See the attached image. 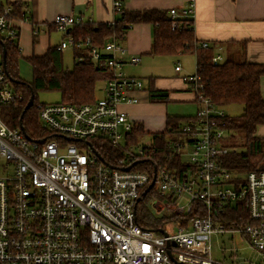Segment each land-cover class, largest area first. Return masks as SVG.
<instances>
[{"label": "built area", "instance_id": "1", "mask_svg": "<svg viewBox=\"0 0 264 264\" xmlns=\"http://www.w3.org/2000/svg\"><path fill=\"white\" fill-rule=\"evenodd\" d=\"M177 1L168 10L171 29L194 32L197 0ZM112 7L117 18L109 26L123 14L124 0ZM2 8L0 39L20 49L15 22H30V16ZM51 24L66 36L59 51L82 50L105 68L104 95L85 104L38 102L39 132L32 137L4 119L23 95L0 55V264H264V169L258 170L264 160L243 176L226 167L225 157L237 148L225 144L227 115L204 95L201 76L182 77L200 108L171 132L164 150L153 139L142 143L145 135L134 141L135 122L121 106L138 104L137 94L146 91L142 79L125 72L140 56L114 35L103 47L90 38L76 43L67 34L86 24L77 16L60 14ZM224 59L218 53L212 63ZM105 143L112 151L101 152ZM154 178L147 196L153 192L161 216L177 219L163 233L137 222L138 204ZM237 204L247 209L249 222L229 226L222 216ZM193 209L197 215L188 220ZM223 234L231 235L233 247L215 258L211 239Z\"/></svg>", "mask_w": 264, "mask_h": 264}, {"label": "trees", "instance_id": "2", "mask_svg": "<svg viewBox=\"0 0 264 264\" xmlns=\"http://www.w3.org/2000/svg\"><path fill=\"white\" fill-rule=\"evenodd\" d=\"M16 11L22 6L13 5ZM0 4V13L3 10ZM168 11L143 10L123 11L114 26L107 23L74 26L67 34L76 43L90 38L95 45L103 47L114 35L124 39L129 29L135 24L150 23L154 26L151 54L156 56H176L192 54L196 59L197 73L201 76L203 93L218 107L224 108L239 104L243 106V113L239 116H226L225 126L228 134L239 133L242 147L234 150L225 157L224 164L236 176H243L257 169L259 161L264 160V137L257 135V130L264 125V97L261 91V79L264 76V65L247 61L244 48L242 50H227L223 63L213 65L212 59L216 55L215 49L196 48L197 41L194 32L188 31L181 25L172 30ZM3 41L0 39V55L3 54ZM210 44V43H209ZM6 47L5 68L9 80L16 90L23 95V99L7 108L4 119L12 128L24 127L27 134L34 137L39 132V114L36 105L38 90H58L62 95L61 103L85 104L95 101L97 82L107 78V72L101 64L92 62L85 52L74 49V65L72 69H64L63 55L58 47H51L41 56L28 59L33 70V82H25L19 74V61L22 58L20 49L16 45ZM81 58V61H78ZM150 90L152 101L167 100V94L157 90ZM35 96L34 106L24 113V109L31 98ZM192 117V116H191ZM191 117L168 116L166 131L153 135L155 145L164 150L168 144L171 132L178 128L182 121ZM141 135H146L143 127L135 123L132 133L134 141ZM170 136V138H169ZM169 138V139H168ZM235 147V145H232ZM98 148V147H97ZM107 151H112L109 144L103 145ZM100 150V149H99ZM144 169V166H138ZM153 169V168H152ZM153 192L146 196L137 207V222L143 228L156 232L163 229L167 222L177 221L173 216L156 217L151 214L144 203L152 198ZM223 214V221L231 226H242L249 222L247 209L241 204L229 207ZM198 209L188 215V220L197 215Z\"/></svg>", "mask_w": 264, "mask_h": 264}, {"label": "crops", "instance_id": "3", "mask_svg": "<svg viewBox=\"0 0 264 264\" xmlns=\"http://www.w3.org/2000/svg\"><path fill=\"white\" fill-rule=\"evenodd\" d=\"M112 1L0 0V4L22 6L30 16V22H15L20 33V49L22 46L20 52L28 61L32 56L44 55L49 48L58 47L64 41L66 36L51 24L57 15H74L93 25L108 23L117 18L113 13ZM178 5L177 0H124V10L129 12L150 9L168 11ZM34 26L39 30L38 35L34 34ZM194 28L195 39L210 43L216 54L221 53L225 56L228 49L244 48L249 63L264 65V0H197ZM153 33L152 24H135L127 32L122 44L130 55L140 56L142 62L143 56L152 55L150 52ZM56 34L62 39L55 46L51 42V37ZM178 74L181 73H176V78H148L145 82L149 87L137 94L139 103L121 106L130 119L143 127L146 134L165 132L168 116L191 117L199 110L193 93L182 79L185 74L180 76ZM151 88L166 93L167 100L152 101L149 90ZM261 91L264 97V76L261 79ZM168 101L183 103L182 106L186 108L181 110V115L170 114L166 104ZM150 112L153 114L149 115ZM259 128L264 133V125Z\"/></svg>", "mask_w": 264, "mask_h": 264}, {"label": "rangeland", "instance_id": "4", "mask_svg": "<svg viewBox=\"0 0 264 264\" xmlns=\"http://www.w3.org/2000/svg\"><path fill=\"white\" fill-rule=\"evenodd\" d=\"M61 39L62 37L56 34L53 35V37H51V42L56 46L61 42ZM62 55H63L64 69H68V70L72 69L74 65L73 47H69L68 49L64 50L62 52ZM179 64L183 68V72H181V74H178L179 76L183 74H195L197 72L196 59L195 56L191 54L176 55V56H156V55H149L146 57L143 56L142 62H140L136 66L125 67V72L130 76H135L142 79L145 87L148 88L149 86H147L145 80H147L150 77L176 78L175 67ZM19 74L20 77L25 82L28 83L33 82V70L26 58L22 57V59H20L19 61ZM104 86H105V81L100 79L96 85V93H95L96 99L102 98ZM37 99L39 102L46 104L61 103L62 95L61 92L58 90H38ZM166 104L169 108L170 114L181 115L182 114L181 110L186 108L185 106H182L184 105L183 103H175L168 101V103ZM176 107L177 109H175ZM223 110L226 115L237 117L243 113V106L239 104H234L228 107H224ZM148 114L151 115L153 113L150 112ZM257 135L263 137L264 135L263 130L262 129L260 130V128H258ZM152 136L153 134H146L143 140H141V142L142 143L150 142L152 140ZM242 141L243 140L241 139L240 134L237 132L227 134L226 138L224 139L226 145H230V144L235 145V148H237V146L242 147L241 146ZM153 204L154 201L152 200V198L147 199V201L144 203V205L147 206V208L149 209L152 215L156 217H160L161 213H159L156 210ZM170 226H172V224L168 222L166 224V228L171 229ZM231 238L232 237L229 234L217 235L212 237L211 241L213 246V255L215 258H221L223 256L222 249L227 250L226 252H224V254L226 255L230 254L231 247H233V244L230 242ZM235 241L237 245L241 244L239 237H235Z\"/></svg>", "mask_w": 264, "mask_h": 264}, {"label": "water", "instance_id": "5", "mask_svg": "<svg viewBox=\"0 0 264 264\" xmlns=\"http://www.w3.org/2000/svg\"><path fill=\"white\" fill-rule=\"evenodd\" d=\"M3 47H4V49H3L2 57H3V60H4V64H5V63H6V53H7V51H6V47H5L4 43H3ZM34 102H35V96L32 95L31 98L29 99V101H28V103H27L25 109H24V113H25L26 111H28L29 109H31V108L34 106ZM21 129L24 130V127H23L22 125H21ZM43 142H44V140H41V143H43ZM134 165H135V164H134ZM129 169H130V168H128L127 170H129ZM262 169H264V163H262V164L258 167V170H262ZM154 184H155V178L153 179L151 185H150V186L147 188V190L143 193V197H146V196H147V194H148V193L151 191V189L153 188ZM160 232L163 233L162 230H160Z\"/></svg>", "mask_w": 264, "mask_h": 264}]
</instances>
